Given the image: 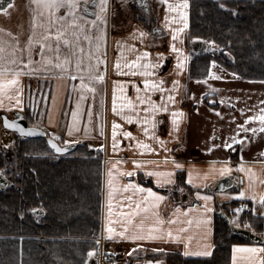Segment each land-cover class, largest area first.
<instances>
[{
	"label": "crops",
	"instance_id": "crops-1",
	"mask_svg": "<svg viewBox=\"0 0 264 264\" xmlns=\"http://www.w3.org/2000/svg\"><path fill=\"white\" fill-rule=\"evenodd\" d=\"M178 2L179 0H145L142 3L138 0H108L106 27L103 24L94 30L87 27L82 30L79 40L73 38L72 47L61 42L59 54L56 52L53 38L50 41L53 47L45 48L43 56L40 44L33 42L30 45V37H33L35 32L36 39H39L49 19L47 11L39 8L36 0H20L15 4L14 14H9L5 22L0 18V68L5 69L3 76L5 79H11L15 70L21 69L18 88L0 97L3 101L0 112L3 111L9 116H12V112H23L27 118L26 109L29 106L34 113L33 122L27 118L30 125L42 128L63 145L86 144L88 148L100 153L101 220L98 235L94 239L97 243L94 249L102 248L104 252H116L121 249L126 252L123 260L115 264H166L164 255L169 252L180 253L188 258L210 257L214 248V224L220 210L226 213L232 225L249 230L254 227L241 218L242 212L262 217L264 237V203L259 199L260 195L264 194V182H261L264 181V131H247L248 128H259V121L246 123L248 116L259 115L264 110V78L240 77L216 61L215 64L211 61L208 65L207 75H191L192 56L198 54L200 49L198 40L189 35L190 1L187 0L188 6L184 9L187 13V27L175 41L172 29L183 27V23L166 20V17L179 15L169 9V3L175 5ZM89 6L96 8L95 4ZM57 11L63 16L68 9L62 7ZM39 12H44V15L39 17L42 26L34 29V18ZM12 19L13 21H10ZM169 24L171 28L168 27ZM53 25L50 29L52 31L57 26L55 21ZM137 29L147 35L141 39L135 32ZM85 36H90L91 41L85 39ZM101 36L102 39H97ZM173 42L177 48L183 50L180 54V59L184 61L182 69L177 66V53L172 49ZM97 43L100 45L99 49ZM81 48L83 51L79 50ZM203 48L202 50L207 52L217 49L210 42ZM145 49L152 54L150 57L141 55ZM156 53L164 55L157 57ZM65 56L70 57L68 66L56 67V63L62 61ZM138 56L141 57V64L130 69L129 61ZM97 57L100 58L99 63ZM118 58L119 69L116 68ZM78 59L81 61L80 69L87 70L91 64L92 71L78 73ZM158 59L165 62L156 69H145L142 66L149 60L155 63ZM29 60L32 61L31 64L28 63ZM145 71L155 72V76L145 77L142 75ZM132 72L136 75L133 76ZM100 75L103 76L102 80L92 78ZM81 76L85 83L92 84L94 92L91 88L80 86ZM145 78L164 80L162 87L166 89L165 92L155 91L147 94L155 103H166L169 108L167 112L156 113V127L151 129L156 137L163 139V147L159 140L142 130L148 125H142L136 119L130 123L124 118L125 115H137L133 108H124L123 115L121 114L120 105L128 103L125 97L136 101V86L130 82L135 81L143 89ZM174 80L180 82L176 89H173ZM114 90L117 97L115 112ZM17 91L20 92L19 97L16 96ZM168 91L174 92L175 104L167 101ZM139 95L143 97L146 93L141 91ZM162 96L165 97L164 101L161 100ZM11 104L17 106L11 107ZM134 107L143 109L151 105L136 102ZM172 109L183 110L178 128L173 127ZM74 110L77 111L75 121L72 115ZM138 115L143 119L146 114L141 111ZM114 121L120 125L116 130L115 140L112 133ZM240 125L244 127L241 128ZM126 131H131L132 137L126 136ZM12 133L16 140L17 134ZM243 137L248 139L232 144V140ZM138 140L158 151L142 150ZM225 144H232V147H225ZM209 148L211 151H206ZM134 160L153 163L137 165L133 163ZM177 163L184 167L177 168ZM225 165L230 171L222 175L220 170ZM247 169L255 170L251 180ZM109 170L114 181L111 219L116 233L113 236L108 235L107 228ZM164 170L172 172L170 177L164 178L169 181L166 183L157 184L158 177L148 174ZM190 171L193 173L191 183L188 179ZM128 172H131L130 176L127 175ZM197 172L200 173L199 182L195 175ZM205 173H208L207 177ZM222 178H229L232 185L224 190H212ZM129 180L145 188H152L163 197L149 212L134 217L137 225L141 221L145 224L155 223L157 220L164 221L160 225L163 234L156 239L139 238L146 234V231L141 233L131 226L127 229L126 236L118 234L125 231L124 221L119 213L128 211L120 206L132 203L127 199L121 200L120 197L132 196L136 200L140 199L137 190L123 187ZM241 191L246 194L236 195ZM197 192L201 195L197 196ZM204 196L211 199L205 201ZM253 196L256 199H253ZM206 203L210 209L207 212L204 211ZM245 207L249 209L246 210ZM237 209L240 211H236ZM169 229L173 232L171 237L167 235ZM131 235H137L138 238L129 239L128 236ZM236 245L254 247L264 246V243L250 240L231 244L229 264H250V258L253 257L259 264V258L264 256V253L252 254L243 248H236ZM96 260L90 257L88 264H96Z\"/></svg>",
	"mask_w": 264,
	"mask_h": 264
},
{
	"label": "trees",
	"instance_id": "trees-1",
	"mask_svg": "<svg viewBox=\"0 0 264 264\" xmlns=\"http://www.w3.org/2000/svg\"><path fill=\"white\" fill-rule=\"evenodd\" d=\"M189 1V35L200 49L192 56L190 74L203 77L216 61L240 77L264 78V0ZM207 42L217 49L202 50ZM26 115L33 122L29 106ZM15 157L20 172L0 189V264H88L101 220L100 153L78 144L56 155L43 137H17ZM5 166L0 152V169ZM33 209L42 213L35 216ZM241 218L263 237L262 217L242 212ZM232 227L237 226L216 216L210 257L169 252L166 264H229L231 244L250 241L233 234Z\"/></svg>",
	"mask_w": 264,
	"mask_h": 264
},
{
	"label": "snow or ice",
	"instance_id": "snow-or-ice-1",
	"mask_svg": "<svg viewBox=\"0 0 264 264\" xmlns=\"http://www.w3.org/2000/svg\"><path fill=\"white\" fill-rule=\"evenodd\" d=\"M37 6L39 8H42L44 10L47 11L48 13V22L46 27H44V33L42 36H40L39 39H36V34L34 32L33 37H30V45L31 43H38L41 45V54L43 56V51L45 48H52L53 44L50 43V41L54 38L55 40V49L57 54H59V50L61 48V42L64 45H67L69 47L73 46L74 40L73 38H75V40H79L80 36H81V32L82 30H86L87 27L92 28L93 30L98 27L100 24H103L105 27L107 26V22H108V8H109V4H108V0H83V2L81 3V0H36ZM90 4H95L96 8H92L89 5ZM187 0H179L178 3H176L175 5L169 3V9L179 13L178 16H172V17H166V20H176L178 23L182 22L183 23V27H177V28H173L172 32H173V41H175L177 38H179V34L182 33L184 31V28L187 27V13L184 11L185 8H187ZM62 7H66L68 9V11L63 15H59L58 14V9L62 8ZM8 9L4 8V7H0V12H7ZM44 12H39L37 13V16L34 18L35 23L33 24V28L35 29L38 26H42L40 24V20L39 17L43 16ZM53 21L56 22L57 26H55V30L52 31L50 29H52L54 27L53 25ZM169 28H171V24L168 25ZM135 32L138 33L139 37L142 39L144 36L147 35V33L140 31V30H135ZM85 39H88L89 41H91V37L90 36H85ZM97 39H102L101 37H98ZM100 45L99 43H97V49H99ZM134 47V46H133ZM172 49L177 53V66L178 68L182 69L184 67V61L180 59V54L183 52L182 49L177 48L176 44L173 42L172 44ZM80 51H83V49H79ZM0 51H2V46H0ZM91 55V53H90ZM143 57H150L152 54L145 49L142 54ZM157 57H162L164 54L163 53H156ZM70 57L65 56L63 58L62 61L57 62L56 63V67L59 68H65L68 66V62H69ZM97 62H100V58L97 57ZM24 61H21V63H23ZM51 63V61H49ZM164 60L163 59H158L155 63H152L151 60H149L147 63H144L142 66L145 69L151 68V69H156L158 67H160L162 64H164ZM29 64L32 63L31 60L28 61ZM81 63V61L78 59L77 60V72H82V71H88L91 72L92 71V65L89 64V67L87 70L84 69H80L79 68V64ZM213 64H215V61H212ZM141 64V57H137L135 60L129 61L128 67L131 69L133 66H137ZM116 68L119 69L120 68V60L119 58L116 61ZM5 69L0 68V97H2L3 95L9 94L14 88H18L19 86V72L21 71V69H16L15 70V75H13V77L11 79H5L3 76ZM7 71H12L11 69H7ZM133 76L136 75L135 72L131 73ZM211 75H215V73H210ZM142 75H144L145 77L152 75L155 76V72H151L149 73L148 71H145L144 73H142ZM93 79H103V76H94L92 77ZM118 83H123V82H118ZM130 83L135 84L136 86V92H137V97H136V101H133L131 98L125 97V99L128 101L127 104H121L120 105V110H121V114L123 115V109L124 108H133V110L135 112H137L136 116H129V115H125L124 118L126 120H128L130 123L133 119L138 120L142 125H148V127H143V131L149 135L152 136L154 139H157L160 141L161 146L163 147L164 145V141L161 137H156L155 136V132L152 131L151 129H155L156 127V113L160 112H167L169 111V108L167 106L166 103H155L152 99L150 95H147L148 93L151 92H155V91H161L162 93L166 91V89H164L162 87V85L164 84V80L163 78H160L159 80L156 79H148L145 78L143 80V85L144 88L141 89L140 85L137 84L135 81H131ZM179 81L178 80H174L173 81V89H176L179 86ZM80 86L82 88H91V90L94 92L95 88L92 87V84L89 83H85V80L83 78V76H81V81H80ZM122 90V89H121ZM141 91L145 92L146 95L141 97L139 94L141 93ZM20 92H16V96L19 97ZM195 94H193L194 96ZM11 98V97H10ZM203 98V97H202ZM167 101H171L173 104H175V95L173 91H168V95L166 97ZM161 100L164 101L165 97L162 96ZM138 102L139 104L143 105V104H149L151 105V107H145L143 109L140 108H136L134 107L135 103ZM20 101L19 99H17V104H19ZM17 104H11V107H16ZM0 107H3V101L2 99H0ZM113 111H117V97H116V93L115 90L113 92ZM143 111L146 115L143 119H140L139 117V113ZM198 111V109H197ZM150 114V115H147ZM73 115V120L75 121L77 118V111H73L72 113ZM183 115V110L182 109H172V121H173V127L174 128H178V121L181 119ZM259 121V128L253 127V128H248L247 131L249 132H257V131H264V110L261 111V113L259 115H253V116H248L246 118V123L247 121ZM4 121L6 125H9L12 128H19L21 133H28L33 131L32 128H24L22 125L17 124L16 122H10L8 120L7 117H4ZM120 127V125L117 122H113V128H112V133H113V139L115 140L116 137V130L117 128ZM239 127L243 128V125H240ZM71 130V128H70ZM126 136L128 137H132V133L131 131H126L124 133ZM248 139L247 137H243V138H238V139H234L232 140V144H235L237 142H239V140H246ZM49 143L52 145V147H54L56 149L57 152H64L67 151L66 148H62L60 146H58L57 144H55V142L53 140H49ZM138 144L140 145L142 150H147L149 152L151 151H158V149H153L150 145L146 144L143 141H139L138 140ZM232 144H225V147L231 148ZM7 147V146H6ZM102 147V146H101ZM213 147H216V145H213ZM206 151H211V148L206 149ZM167 159V158H165ZM133 163L137 164V165H143L145 163H153L152 161H140V160H134ZM177 168H182L184 167V165L177 163L176 164ZM242 170H244V166L241 165L240 166ZM147 171V170H146ZM221 174H225L227 172L230 171V168H228L227 165H225L221 170ZM248 174H249V178L250 180L252 178H254V174H255V170L254 169H247ZM4 169H0V174H3ZM149 175H156L158 177V179L156 180V183H166L169 182L166 179H164L165 177H170L172 175V172L169 170H164V171H156V172H149ZM109 175H110V179L108 181L109 184V208H108V213H109V221H108V235L109 236H113V234L116 233V229L112 226V213H113V198H112V190L114 189V181L111 178V170H109ZM127 175H131V172H128ZM196 177H197V181L199 182V176L200 173L197 172L195 173ZM205 177H207L208 173L204 174ZM192 176L193 173L190 171L189 172V183L192 182ZM258 179V177H255ZM264 182V181H261ZM123 187L125 189L128 188H132L134 190H137L140 194V199L136 200L134 199V197L132 196H121L120 199L121 200H129L132 201V203L130 204H122L120 207L123 208H127L128 211H121L119 213L120 218L124 221V229L125 231H120L118 234L119 236H126L127 235V229H129V227H133L135 230L144 233L146 231V234L140 236L139 238L142 239H156L159 237V235L163 234V229L160 227L161 224L164 223V221H160L157 220L155 223H151V224H145L144 221H141L138 225L135 223L134 217L138 216V215H143L146 212H149L151 210L152 207L155 206V203L158 202L159 200L163 199V197L161 196L160 193L153 191L152 188H145L143 185L141 184H137L134 181L129 180L128 184L123 185ZM144 193H147V195H144ZM246 193L245 191H241L240 193H237L236 195L239 196H244ZM197 196H200L201 193L197 192L196 193ZM253 199H256L255 196L252 197ZM205 201H208L211 199V197L209 196H204ZM260 202L264 203V194H261L260 197ZM33 211H37L36 209H33ZM204 211H210V209L208 208L207 203L204 206ZM236 211H240V209H237ZM204 219H210V217H203ZM190 223V221H189ZM167 235L169 237H171L173 235V232L171 229L168 230ZM129 239L135 240L137 239V235H131L128 236ZM236 248H243L245 251L255 254V253H264V246H254V247H248V246H240V245H236ZM95 250H90L89 252V256L94 254ZM149 264H151V262H149ZM250 264H257L256 259L250 258ZM259 264H264V256H261L259 258Z\"/></svg>",
	"mask_w": 264,
	"mask_h": 264
},
{
	"label": "water",
	"instance_id": "water-1",
	"mask_svg": "<svg viewBox=\"0 0 264 264\" xmlns=\"http://www.w3.org/2000/svg\"><path fill=\"white\" fill-rule=\"evenodd\" d=\"M139 2H144L145 0H138ZM14 0H0V7L8 8ZM197 48V46H196ZM4 117H7L10 122H16L19 125H22L24 128H32L33 131L28 132V133H21L19 128H12L9 125L5 124ZM1 118V125L3 129L15 132L21 139H27V138H34V137H43L50 150L56 154V155H65L71 151H73L77 144L76 143H70V144H60L54 137L50 136L45 130H43L40 127L30 125L25 114L23 112H13L12 116H9L6 113H1L0 114ZM49 140H53L55 144L62 148H66L67 151L64 152H57L54 147L49 143ZM12 181H10L5 175L0 174V189H5L11 185ZM232 185V182L230 181L229 178H222L220 179L216 186L212 188V190H224ZM35 211V216H38L42 213L40 209H36ZM218 215L221 217H224L226 221L230 222V218L226 215V213L223 210H220L218 212ZM232 232L233 234H238L242 235L243 237L254 241V242H263L264 238L262 236L256 235L253 233L251 230L246 229V228H239V227H232Z\"/></svg>",
	"mask_w": 264,
	"mask_h": 264
},
{
	"label": "rangeland",
	"instance_id": "rangeland-1",
	"mask_svg": "<svg viewBox=\"0 0 264 264\" xmlns=\"http://www.w3.org/2000/svg\"><path fill=\"white\" fill-rule=\"evenodd\" d=\"M20 0H16L14 1L7 9V12H0V18L3 19V21L5 22V20L8 18L9 14H14L13 10L15 8V4H17V2H19ZM10 21H13L10 20ZM1 113H5V112H0ZM13 113V112H12ZM15 139L13 137V133L3 129L2 125H1V118H0V152H2V155L4 157V161H5V169L4 172L7 171V173L5 172L7 178L10 180H14L15 176L20 172L19 171V166H18V161L15 157ZM7 146V147H6ZM94 254L89 256L95 259H98L99 256V252L100 249H93ZM98 251V252H97ZM126 256V252L123 251V254L121 256H119L118 260L115 263H118L120 260H123V258ZM113 263V264H115ZM90 264V263H89Z\"/></svg>",
	"mask_w": 264,
	"mask_h": 264
},
{
	"label": "built area",
	"instance_id": "built-area-1",
	"mask_svg": "<svg viewBox=\"0 0 264 264\" xmlns=\"http://www.w3.org/2000/svg\"><path fill=\"white\" fill-rule=\"evenodd\" d=\"M246 210L249 209V207H245ZM123 254V250H118L116 252H104L103 249H100L99 256L97 259V264H113L115 263L119 256Z\"/></svg>",
	"mask_w": 264,
	"mask_h": 264
}]
</instances>
